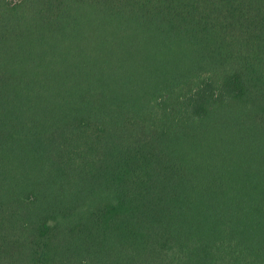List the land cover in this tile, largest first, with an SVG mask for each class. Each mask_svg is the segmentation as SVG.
<instances>
[{"label": "trees", "instance_id": "obj_1", "mask_svg": "<svg viewBox=\"0 0 264 264\" xmlns=\"http://www.w3.org/2000/svg\"><path fill=\"white\" fill-rule=\"evenodd\" d=\"M0 264H264V0H0Z\"/></svg>", "mask_w": 264, "mask_h": 264}]
</instances>
